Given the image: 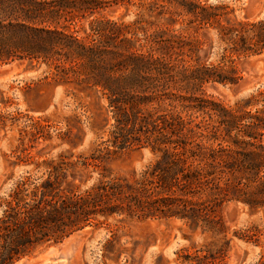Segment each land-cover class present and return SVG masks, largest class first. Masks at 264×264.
Returning a JSON list of instances; mask_svg holds the SVG:
<instances>
[{
    "label": "trees",
    "instance_id": "obj_1",
    "mask_svg": "<svg viewBox=\"0 0 264 264\" xmlns=\"http://www.w3.org/2000/svg\"><path fill=\"white\" fill-rule=\"evenodd\" d=\"M112 5L135 7V19L101 13ZM262 54L264 19L238 20L223 2L0 0V67L45 64L96 105L105 100L113 120L90 156L61 157L45 176L15 184L0 215V264L99 218L178 219L195 231L211 228L225 203L264 208V89L234 107L205 93L210 83L237 85L239 61ZM134 146L156 160L134 181L107 175L108 161ZM91 167L102 179L81 192Z\"/></svg>",
    "mask_w": 264,
    "mask_h": 264
},
{
    "label": "rangeland",
    "instance_id": "obj_2",
    "mask_svg": "<svg viewBox=\"0 0 264 264\" xmlns=\"http://www.w3.org/2000/svg\"><path fill=\"white\" fill-rule=\"evenodd\" d=\"M201 1L223 2L235 10L241 21L264 19V0ZM137 11L133 6L112 5L101 13L114 20L123 17L125 22H131ZM211 36L215 42L216 37L213 33ZM214 47L212 60L216 59L217 45ZM237 66L242 80L237 85L208 84L207 98L234 107L264 89V54L242 58ZM53 71L45 64L35 68L26 63L0 67V215L19 180L45 176L50 171L48 164L59 162L61 157L72 156L71 161L78 155L88 157L109 138L113 120L104 109L106 101L96 105L86 94L54 79ZM155 160L150 148L134 146L108 161L106 174L134 181ZM94 169H89L91 179L82 185L81 192L102 179V171ZM210 219L214 221L211 228L194 231L178 219L99 218V225L77 232L61 244L47 246L17 264H259L264 261V208L254 210L240 202H228ZM204 255L212 258L206 260ZM196 256L202 259L197 260Z\"/></svg>",
    "mask_w": 264,
    "mask_h": 264
},
{
    "label": "water",
    "instance_id": "obj_3",
    "mask_svg": "<svg viewBox=\"0 0 264 264\" xmlns=\"http://www.w3.org/2000/svg\"><path fill=\"white\" fill-rule=\"evenodd\" d=\"M53 251H50L49 254H52ZM23 264H26V263H23Z\"/></svg>",
    "mask_w": 264,
    "mask_h": 264
}]
</instances>
